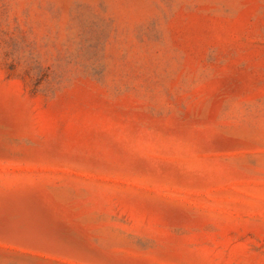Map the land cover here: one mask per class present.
<instances>
[{"label":"rangeland","instance_id":"rangeland-1","mask_svg":"<svg viewBox=\"0 0 264 264\" xmlns=\"http://www.w3.org/2000/svg\"><path fill=\"white\" fill-rule=\"evenodd\" d=\"M0 264H264V0H0Z\"/></svg>","mask_w":264,"mask_h":264}]
</instances>
